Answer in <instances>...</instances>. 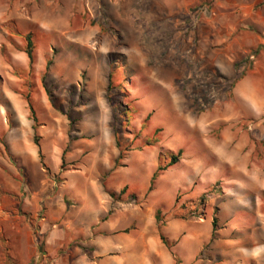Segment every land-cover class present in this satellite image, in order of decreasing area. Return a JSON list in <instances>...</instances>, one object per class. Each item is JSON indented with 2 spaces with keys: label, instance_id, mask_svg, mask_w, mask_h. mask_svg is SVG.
Here are the masks:
<instances>
[{
  "label": "rangeland",
  "instance_id": "obj_1",
  "mask_svg": "<svg viewBox=\"0 0 264 264\" xmlns=\"http://www.w3.org/2000/svg\"><path fill=\"white\" fill-rule=\"evenodd\" d=\"M263 29L264 0H0V264H22L27 224L34 235L38 230L21 207L24 194L10 188L11 180L17 186L27 180L9 148L11 92L28 104L42 151L40 128L52 114L77 118V135L103 128L114 141V130L125 165L109 172L107 181H124L134 198L149 190L158 171L155 189L142 200L160 201L162 211L189 219L206 216L208 239L187 237L181 250L174 244L183 262L255 264L244 256L254 251L249 241L257 215L248 193L245 205L236 196L245 173L218 160L202 138V124L195 123L209 110L224 115L234 79L225 75L222 57L229 54L243 73L258 49L250 43ZM28 34L32 62L25 52ZM223 127H212L205 138ZM253 138L264 146L260 134ZM247 141L248 150L257 146ZM173 156L177 161L169 165ZM40 158L38 171L51 175ZM258 231L264 236V229ZM262 246L258 254L264 256Z\"/></svg>",
  "mask_w": 264,
  "mask_h": 264
},
{
  "label": "crops",
  "instance_id": "obj_2",
  "mask_svg": "<svg viewBox=\"0 0 264 264\" xmlns=\"http://www.w3.org/2000/svg\"><path fill=\"white\" fill-rule=\"evenodd\" d=\"M250 44L258 45V49L252 66L243 73L239 74L229 54H225L226 60L222 57L223 67L229 69L224 70L225 75L234 79L230 97L223 101L224 115L218 118L209 110L195 125L202 124L197 128L202 129V138L218 160L232 163L245 173L236 196L238 202L245 205L246 193L250 195L257 223L251 229L255 234L249 241L254 251L244 256V260L251 258L255 264H264V260H259L264 256L258 254L264 245V236L258 234V229H264V146L253 138L260 134V139H264V29ZM21 97L11 92L13 116L9 148L16 164L27 173V180L19 186L17 180H11L10 188L15 193L19 188L24 194L21 207L38 226L34 235L27 224L24 235L27 254L22 264H190L191 260L183 262L175 255L174 244L181 250L187 237L194 235L199 243L208 239L206 216L203 220L189 219L172 209L162 211L160 201L142 200L151 190L145 192L144 189L140 195L130 198L124 181H107L109 172L125 165L119 160L112 119L114 141L105 135L103 128L92 136L77 135L73 133L77 118L52 114L50 121L40 128L41 143L46 147L42 151L34 140V122L28 104H24ZM231 121L236 126L227 128L226 124ZM251 122L255 123V128ZM219 125L225 127L217 136L205 138L212 127ZM249 138L250 143L256 142L257 146L250 145L248 150ZM41 155L51 175L38 171ZM149 157L155 161L156 152L152 151ZM64 163L67 165L61 172ZM58 172L61 173L59 181L50 179ZM193 223L196 226L187 231Z\"/></svg>",
  "mask_w": 264,
  "mask_h": 264
},
{
  "label": "trees",
  "instance_id": "obj_3",
  "mask_svg": "<svg viewBox=\"0 0 264 264\" xmlns=\"http://www.w3.org/2000/svg\"><path fill=\"white\" fill-rule=\"evenodd\" d=\"M26 42H27V46H26L25 52H26L27 57L29 58L30 62H32V60H34V54H33V46H32V41H31V38H30V34L27 35V41ZM108 89L109 90L112 89V80L111 79L109 80ZM33 119H34V121L36 120V118H34V117H33ZM116 138H117V135H116ZM34 140H35V143L39 146V139H38L37 135L34 136ZM117 143L119 144L118 139H117ZM176 161H177L176 156H173L171 162L169 163V165H173L174 163H176ZM160 169H163V168H158V170H160ZM157 175H158V171H156L152 175V177H151V185L149 187V190L152 189ZM156 217H157V219H159V211L157 212ZM212 225H213V236H215V231H216V228H217V218L216 217H213ZM161 239L164 242H166L165 237L163 235H161Z\"/></svg>",
  "mask_w": 264,
  "mask_h": 264
},
{
  "label": "built area",
  "instance_id": "obj_4",
  "mask_svg": "<svg viewBox=\"0 0 264 264\" xmlns=\"http://www.w3.org/2000/svg\"><path fill=\"white\" fill-rule=\"evenodd\" d=\"M250 58L253 59V60L255 59V57L253 55H251Z\"/></svg>",
  "mask_w": 264,
  "mask_h": 264
}]
</instances>
